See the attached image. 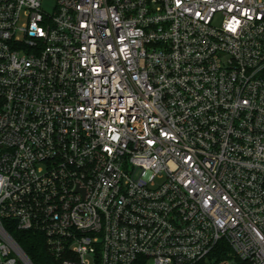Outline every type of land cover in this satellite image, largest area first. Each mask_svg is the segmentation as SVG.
Wrapping results in <instances>:
<instances>
[{
  "label": "built area",
  "instance_id": "built-area-1",
  "mask_svg": "<svg viewBox=\"0 0 264 264\" xmlns=\"http://www.w3.org/2000/svg\"><path fill=\"white\" fill-rule=\"evenodd\" d=\"M28 231L54 264H264V0H0V264Z\"/></svg>",
  "mask_w": 264,
  "mask_h": 264
},
{
  "label": "trees",
  "instance_id": "trees-1",
  "mask_svg": "<svg viewBox=\"0 0 264 264\" xmlns=\"http://www.w3.org/2000/svg\"><path fill=\"white\" fill-rule=\"evenodd\" d=\"M14 237L34 264H54L42 234L28 231L17 234L14 233ZM227 251V247L221 250L216 249L214 255L217 257V260L220 261L229 258ZM239 264H247V262L239 261Z\"/></svg>",
  "mask_w": 264,
  "mask_h": 264
},
{
  "label": "rangeland",
  "instance_id": "rangeland-1",
  "mask_svg": "<svg viewBox=\"0 0 264 264\" xmlns=\"http://www.w3.org/2000/svg\"><path fill=\"white\" fill-rule=\"evenodd\" d=\"M224 264H239V261L236 259H229Z\"/></svg>",
  "mask_w": 264,
  "mask_h": 264
}]
</instances>
